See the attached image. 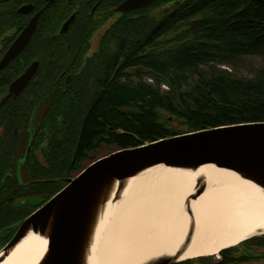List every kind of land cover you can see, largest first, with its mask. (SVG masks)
<instances>
[{
    "label": "trees",
    "instance_id": "16d2710c",
    "mask_svg": "<svg viewBox=\"0 0 264 264\" xmlns=\"http://www.w3.org/2000/svg\"><path fill=\"white\" fill-rule=\"evenodd\" d=\"M76 2L61 0L51 7L50 28L67 18ZM168 4L161 16L154 14ZM109 17L82 14L63 37L61 50L57 38L49 36L46 162L23 165L27 175L50 180L49 199L72 174L97 161L103 148L124 150L264 122V0H156L141 15H122L111 23ZM103 28L92 52L93 36ZM35 39L26 53L44 50L40 39L32 47ZM249 60L262 64L255 67ZM69 75L67 83L63 78ZM14 150L3 148L2 158ZM5 161L1 173L10 168ZM260 263L264 236L223 250L218 260L177 264Z\"/></svg>",
    "mask_w": 264,
    "mask_h": 264
},
{
    "label": "bare ground",
    "instance_id": "6f19581e",
    "mask_svg": "<svg viewBox=\"0 0 264 264\" xmlns=\"http://www.w3.org/2000/svg\"><path fill=\"white\" fill-rule=\"evenodd\" d=\"M261 235L264 191L253 182L212 165L196 171L157 166L126 181L120 200L105 206L88 264L213 257ZM47 245L30 232L1 264H39Z\"/></svg>",
    "mask_w": 264,
    "mask_h": 264
},
{
    "label": "water",
    "instance_id": "95a60500",
    "mask_svg": "<svg viewBox=\"0 0 264 264\" xmlns=\"http://www.w3.org/2000/svg\"><path fill=\"white\" fill-rule=\"evenodd\" d=\"M154 1L128 0L118 11L142 8ZM39 15L10 48L2 61L3 66L14 60L28 45ZM74 20L75 15L66 21L61 33L68 32ZM37 70L38 64L35 63L12 83L9 95L0 103V109L8 99L26 88ZM207 165L233 171L264 191V122L187 133L136 148L117 150L98 159L75 178L67 179L60 192L17 225L15 236L0 251V264L30 232L48 241L46 253L39 264H88L101 214L110 201L120 200L126 181L157 166L196 171ZM194 233L195 228L185 236L184 243L190 242ZM179 251L176 255L181 253ZM181 262L184 261L177 256L161 257L147 264Z\"/></svg>",
    "mask_w": 264,
    "mask_h": 264
},
{
    "label": "flooded vegetation",
    "instance_id": "af4514ba",
    "mask_svg": "<svg viewBox=\"0 0 264 264\" xmlns=\"http://www.w3.org/2000/svg\"><path fill=\"white\" fill-rule=\"evenodd\" d=\"M61 0H0V103L9 95L10 86L33 64L38 70L26 88L17 96L8 99L0 109V169L3 148L15 149L5 162L9 169L0 170V251L12 240L17 232V225L45 205L49 199V179H40L26 174L27 162L44 165V149L48 144L47 91L49 86L48 40L51 35L57 38L58 49L64 48L63 37L69 33L77 19L82 15L100 16L139 14L147 8L140 7L131 11L120 12L118 9L128 0H77L71 14L52 25L49 18L51 7ZM156 0L150 5L154 4ZM101 5V6H100ZM148 5V6H150ZM88 12V13H86ZM36 30L23 51L6 65L2 61L21 33L38 15ZM75 15V20L66 33H61L68 19ZM37 37V38H36ZM36 38V39H35ZM42 41L44 50L35 54L28 47ZM29 54V55H28ZM62 75L58 80L62 81ZM66 78V79H65ZM70 83L71 76L64 77ZM11 122L10 126L5 123ZM13 167V168H12ZM69 179V178H68ZM60 192V191H59ZM8 217V218H7ZM11 219V221H8Z\"/></svg>",
    "mask_w": 264,
    "mask_h": 264
},
{
    "label": "rangeland",
    "instance_id": "374dc122",
    "mask_svg": "<svg viewBox=\"0 0 264 264\" xmlns=\"http://www.w3.org/2000/svg\"><path fill=\"white\" fill-rule=\"evenodd\" d=\"M169 8L170 7H169V4H168V5L164 6V7H162L161 9L155 10L154 11V14L157 15V16H161L163 14V12L169 10ZM116 18H117V15H114L112 18H110V22L109 23L113 22ZM104 29L105 28L100 29L99 31L95 32V34L93 36V39L91 41V43H92V45H91V51L92 52H94L98 48V44H99V41H100V37L102 36ZM249 62H250V64L253 63L255 67H259L262 64V62L256 61V60H254L252 62L249 60ZM239 75L240 76H246L247 74L244 71H240L239 72ZM173 127L176 128V129H178L179 131H185L182 126H179L177 124H174ZM113 152H115L114 149H106V148H103L102 150H100V151H98L96 153L95 157L97 159H100V158H103V157H106V156L112 154ZM89 163L90 162H87L86 163V166L89 165ZM78 175H79L78 173L72 174L70 178H75ZM261 236H264V235H261ZM258 237H260V236H258ZM213 258H214V260H218L220 258V255L213 256ZM260 264H263V263H260Z\"/></svg>",
    "mask_w": 264,
    "mask_h": 264
}]
</instances>
